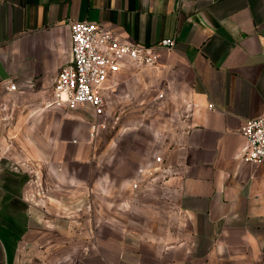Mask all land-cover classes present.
<instances>
[{"label": "crops", "instance_id": "obj_1", "mask_svg": "<svg viewBox=\"0 0 264 264\" xmlns=\"http://www.w3.org/2000/svg\"><path fill=\"white\" fill-rule=\"evenodd\" d=\"M75 20L141 44L175 39L155 66L127 61L108 81L132 129L152 133L151 109L166 110L156 153L178 172L163 183L132 189L153 156L106 140L119 120L51 104ZM262 114L264 0H0V264H264V171L243 160L239 132ZM152 208L175 230L137 246L127 232Z\"/></svg>", "mask_w": 264, "mask_h": 264}, {"label": "built area", "instance_id": "obj_2", "mask_svg": "<svg viewBox=\"0 0 264 264\" xmlns=\"http://www.w3.org/2000/svg\"><path fill=\"white\" fill-rule=\"evenodd\" d=\"M71 60L58 71L52 89V105L69 108L91 107L94 115L118 121L117 109H112L111 85L109 79L118 73L127 61L143 66H155L162 49H173L174 38H162L152 44H141L122 39L110 26L103 22L75 20L70 23ZM9 90L16 84L7 83ZM162 96V94L160 95ZM212 108L213 105L209 104ZM102 122L95 120L90 125L89 136L94 138ZM247 141L242 154L245 161L259 163L264 171V114L247 118L239 128ZM178 166L158 154L151 162L140 166L131 180L133 190L141 186L150 187L163 183L176 175ZM32 183L36 194L46 197V190L40 178L35 175Z\"/></svg>", "mask_w": 264, "mask_h": 264}, {"label": "rangeland", "instance_id": "obj_3", "mask_svg": "<svg viewBox=\"0 0 264 264\" xmlns=\"http://www.w3.org/2000/svg\"><path fill=\"white\" fill-rule=\"evenodd\" d=\"M144 110V109H142ZM181 112V109L179 110ZM164 114H166L165 109H151L150 115L151 118H153V123H155L154 129L149 130L148 133H146L145 130H135L132 129L134 127V121L128 122V115L129 112L127 110H124L120 114V120L119 124L116 128H112L109 131H102L101 133L104 135L106 140L109 138H115L118 141V144L121 146V150L125 152L126 150H129V148H136L138 151L142 152V154H150L152 153V156L158 155L156 153V150L161 147V144L168 141V127L167 124L164 123L165 117ZM126 120V121H125ZM156 128V129H155ZM100 133V134H101ZM145 150H147L145 152ZM84 172V168L82 169ZM145 196V195H144ZM161 197H157L156 195L149 197L148 199L152 201L154 204L161 205H167V202H169V199H160ZM138 201H141V198L138 199ZM171 204V203H170ZM93 208L90 209L92 211ZM167 214L165 211H161L160 208L152 210H148L145 213H143L140 216V224H137V229L135 234L134 232H127L130 236H128V240H130L132 243L136 244L137 246L141 244L142 237L144 235L152 234V233H161L162 230H165L167 227L170 231L175 230V221L172 220L170 217L167 219L168 223L166 222ZM167 223V225H166ZM96 228V227H94ZM122 228H130L132 229V226L128 225V222L125 223V225H122ZM105 230L107 233L112 232V227L106 226ZM140 241V242H138ZM155 245H158L160 243H154ZM142 246H145V243L142 242ZM159 248V247H158Z\"/></svg>", "mask_w": 264, "mask_h": 264}]
</instances>
